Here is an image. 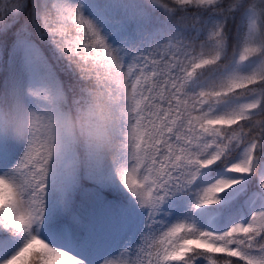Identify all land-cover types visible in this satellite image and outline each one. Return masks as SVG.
Wrapping results in <instances>:
<instances>
[{"label":"snow or ice","instance_id":"1","mask_svg":"<svg viewBox=\"0 0 264 264\" xmlns=\"http://www.w3.org/2000/svg\"><path fill=\"white\" fill-rule=\"evenodd\" d=\"M0 69V264H264V0H0Z\"/></svg>","mask_w":264,"mask_h":264},{"label":"clouds","instance_id":"2","mask_svg":"<svg viewBox=\"0 0 264 264\" xmlns=\"http://www.w3.org/2000/svg\"><path fill=\"white\" fill-rule=\"evenodd\" d=\"M87 115V109H84L83 111H81L79 118L77 119V123H82L84 121V118Z\"/></svg>","mask_w":264,"mask_h":264},{"label":"trees","instance_id":"3","mask_svg":"<svg viewBox=\"0 0 264 264\" xmlns=\"http://www.w3.org/2000/svg\"><path fill=\"white\" fill-rule=\"evenodd\" d=\"M6 74H7L6 73V70L0 69V82L3 81V79H4V77H5ZM63 79L67 81L68 80V77L67 76H64Z\"/></svg>","mask_w":264,"mask_h":264}]
</instances>
